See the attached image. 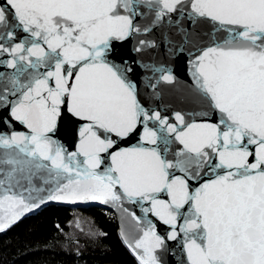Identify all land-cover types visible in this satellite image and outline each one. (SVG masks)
Returning <instances> with one entry per match:
<instances>
[{
  "label": "snow or ice",
  "instance_id": "1",
  "mask_svg": "<svg viewBox=\"0 0 264 264\" xmlns=\"http://www.w3.org/2000/svg\"><path fill=\"white\" fill-rule=\"evenodd\" d=\"M49 202L135 264H264V0H0V231Z\"/></svg>",
  "mask_w": 264,
  "mask_h": 264
},
{
  "label": "trees",
  "instance_id": "2",
  "mask_svg": "<svg viewBox=\"0 0 264 264\" xmlns=\"http://www.w3.org/2000/svg\"><path fill=\"white\" fill-rule=\"evenodd\" d=\"M77 214L107 235H87V224L84 232L75 229L69 221ZM57 223L79 244L69 243L56 229ZM0 264H135V260L120 239L117 218L110 211L51 206L0 233Z\"/></svg>",
  "mask_w": 264,
  "mask_h": 264
},
{
  "label": "water",
  "instance_id": "3",
  "mask_svg": "<svg viewBox=\"0 0 264 264\" xmlns=\"http://www.w3.org/2000/svg\"><path fill=\"white\" fill-rule=\"evenodd\" d=\"M172 66L174 68V72L175 74L178 76V78L184 82V81H188L190 82V77L187 73V64H186V60L184 62H180L178 60H172ZM142 70H138V72H140ZM65 143H68L67 140L64 139L63 136L60 137ZM51 206H59V207H68V208H72V209H90V208H101V209H104V210H107V211H110V209H107L105 206L103 205H100L98 203H95L93 202L90 206H87V207H79V208H74L72 206H67V205H63V204H60V203H57V202H49L46 206H41L40 209H37V210H34L33 212H30L28 214H26L25 216H23L19 221H17L15 224H13L12 226L16 225L18 222H20L21 220H23L24 218H27L28 216H31V215H34L38 212H40L41 210L45 209V208H48V207H51ZM117 218V217H116ZM117 222H118V234H119V220L117 218ZM11 226V227H12ZM10 227V228H11ZM9 229V228H8ZM7 229V230H8ZM6 231V230H4ZM4 231H0L1 232H4ZM120 237V236H119ZM121 239V238H120ZM170 243H173L174 242H170ZM165 259L168 261V264H177L178 262V255L177 256H173L171 254L167 255L165 257Z\"/></svg>",
  "mask_w": 264,
  "mask_h": 264
}]
</instances>
